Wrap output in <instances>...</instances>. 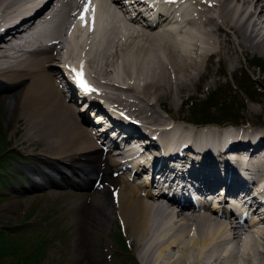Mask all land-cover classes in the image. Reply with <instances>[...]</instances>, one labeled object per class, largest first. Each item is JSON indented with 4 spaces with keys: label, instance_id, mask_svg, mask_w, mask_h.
Segmentation results:
<instances>
[{
    "label": "bare ground",
    "instance_id": "bare-ground-1",
    "mask_svg": "<svg viewBox=\"0 0 264 264\" xmlns=\"http://www.w3.org/2000/svg\"><path fill=\"white\" fill-rule=\"evenodd\" d=\"M88 1L0 0V92H9L4 119L7 122L16 120L13 130L21 138L18 143L28 155H35L34 160L25 163V169L31 175L46 178L47 182L39 185L47 187L51 197L66 193L67 189L59 188L65 185L77 184L89 189L84 199L75 200L68 208L75 215L77 227L100 235L106 229L109 231L112 222L119 217L133 243L140 248L139 253L146 264H226L230 258L238 261L237 264H264V228L250 233L244 222L224 219L227 215L221 216L225 211L222 212L218 204L209 206L210 210L202 211L196 217H188L172 207L173 202L171 205L157 202L147 188L148 180H133L131 170L128 173L124 170L128 164L110 154L80 119V107L67 101L53 71V67L60 64L57 60L69 65L78 64L90 76L95 96L102 94L117 109L131 118L141 119L146 125L171 123L181 116L174 113L165 116L157 110H149L153 104H142L141 100L147 96L150 103H174L185 91L190 95L192 89L200 88L202 83L207 87L219 81L218 74L235 71L241 66L236 55L237 45L245 53L259 51L263 54L264 0H196L203 10L199 12V19L183 33L177 32L175 27L179 21L167 19L166 24L175 27L174 32L164 31V25L153 26L146 19V24L142 23L147 27L146 31L141 30L143 27L131 28L124 24L125 39L121 26L117 22L105 23L101 12L93 27L82 23L81 14L87 16L94 14L96 7L100 6L102 11L109 6L108 0H90L85 13L83 8ZM143 7L148 10L147 14L155 17V10L145 4ZM169 7L168 3L167 14ZM72 17L75 23L66 36ZM233 33L237 43L233 41ZM132 35L137 41L130 47L128 39ZM216 50L222 51L219 66L214 63ZM120 67L127 70L131 78V68L136 74L127 85L111 77ZM113 88L119 91L114 92ZM126 89H131L142 99L130 101L122 92ZM106 119L102 113L97 116L98 121ZM182 125L184 129L192 128L195 135L198 131L203 133L199 144L183 149L189 153L185 160L192 157L195 180L200 178L202 183L226 181V177L231 176L233 181L247 186L251 172L250 176H243V171L230 156H225L226 153L242 157L241 164L264 163V128L261 125L251 131L246 127L234 130L216 124ZM241 131H249L250 146L247 143L236 145V141L227 143L240 133L247 135ZM176 133L175 126L169 130L172 137H176ZM216 137L220 144L218 149L208 142ZM135 142V146L141 145L138 140ZM201 143L212 144L211 148L217 154L213 156L209 146ZM225 146L230 147L225 149ZM170 147L164 146V149ZM249 149L255 153L248 155ZM27 201L10 203L1 214L9 218ZM172 214L176 219L170 222L169 215ZM190 218L196 221L194 233L188 227ZM253 236L256 238L250 240ZM227 241L233 243L234 249L223 247ZM239 243L242 244L241 254L235 250ZM75 254L81 259L80 264H89L99 258L84 249Z\"/></svg>",
    "mask_w": 264,
    "mask_h": 264
},
{
    "label": "rangeland",
    "instance_id": "rangeland-1",
    "mask_svg": "<svg viewBox=\"0 0 264 264\" xmlns=\"http://www.w3.org/2000/svg\"><path fill=\"white\" fill-rule=\"evenodd\" d=\"M232 38L234 43H237V37L234 33ZM128 41L131 47L137 41L135 35L129 37ZM221 52L217 50L215 53L214 63L216 66L220 64ZM258 52L249 51L245 53L237 45L236 55L240 58V67L235 71L218 74L219 81L212 82L207 87L204 83L200 88L194 87L192 89L193 94L189 95L188 92H183L174 103H167L166 101L161 104L154 103L153 99H150L152 101L150 103L147 96L142 99L131 89H126V91L124 89L122 92L132 102L142 99V104H153L149 110H157L165 116L168 113H174L188 123H195V119L201 116L199 109L202 107L205 97L210 93L217 92V102L213 103L210 108L212 113H217L219 107L221 108L219 110L220 115H225L222 109H225L226 103L228 104V101L233 99L235 101L233 108L235 111H240L243 120L239 127H246L250 131L260 125L264 128V68L262 65H257L254 60L257 55L264 57V53ZM57 62L62 63L59 60ZM101 63L99 64L100 67L102 66ZM112 74L111 77H116L112 79H118L125 85L132 82L136 75L131 68L130 74L133 76L131 78L128 71L122 67ZM249 87L253 90L249 89V91ZM115 90L119 91V89L113 88L114 92ZM8 94L9 92L5 90L0 92V124L3 126L0 133V150L4 148L0 153L1 160L4 161H0V167L3 168L0 170V264H80L81 259L76 258L77 254L73 255L80 249L90 250L99 257L89 264H146L143 256L139 253L140 248L133 243L131 235L123 228L119 217H116L115 221L112 222L113 225L111 224L108 228L109 231L106 229L100 235L90 229L77 227L75 215L68 208L75 200L84 199L83 197L89 194V189L77 184L65 185L59 188L67 189L66 193L51 197L47 187L38 185L34 188L27 181L23 174L25 171L27 172L25 163L34 160L35 155H28L23 145L18 143L21 138L19 133L14 134L13 130L16 120L7 122L4 119L5 100ZM103 97L106 99L104 102L111 106V100ZM246 142L248 146L251 145L250 141ZM262 149L264 151V147ZM56 178L61 180V178ZM24 199L28 201L20 205L17 209L18 212H14L13 216L8 218L1 214L5 206ZM122 238H125L127 245L121 242ZM141 259L143 260L141 261Z\"/></svg>",
    "mask_w": 264,
    "mask_h": 264
},
{
    "label": "trees",
    "instance_id": "trees-1",
    "mask_svg": "<svg viewBox=\"0 0 264 264\" xmlns=\"http://www.w3.org/2000/svg\"><path fill=\"white\" fill-rule=\"evenodd\" d=\"M213 99H214V96L211 95V96H209L208 99H206L202 103L201 109H202L203 113L206 114L207 119H211L209 111L207 110V108H208V106H210L212 104ZM0 161L4 162L3 160H1V158H0ZM0 170H3V168L0 167Z\"/></svg>",
    "mask_w": 264,
    "mask_h": 264
},
{
    "label": "snow or ice",
    "instance_id": "snow-or-ice-1",
    "mask_svg": "<svg viewBox=\"0 0 264 264\" xmlns=\"http://www.w3.org/2000/svg\"><path fill=\"white\" fill-rule=\"evenodd\" d=\"M89 6H90V0H89L88 3L85 4V13H87V11H88V9H89ZM80 19H81L82 21H85V19H86L85 14H81ZM82 86H83V85H82Z\"/></svg>",
    "mask_w": 264,
    "mask_h": 264
}]
</instances>
